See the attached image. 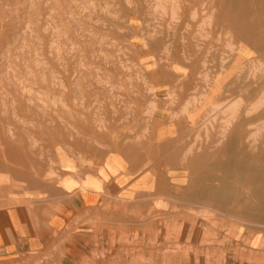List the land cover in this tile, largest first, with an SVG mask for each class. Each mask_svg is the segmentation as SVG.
Returning a JSON list of instances; mask_svg holds the SVG:
<instances>
[{"label":"rangeland","instance_id":"374dc122","mask_svg":"<svg viewBox=\"0 0 264 264\" xmlns=\"http://www.w3.org/2000/svg\"><path fill=\"white\" fill-rule=\"evenodd\" d=\"M157 3L0 0V156L7 153L2 143L16 144L22 177L31 186H42L36 192L24 184L16 189L22 186L24 198L34 191L32 197L51 199L65 185L75 188L85 171L92 170L102 142L150 126L154 96L161 90L167 95L172 137L184 127L189 143L205 148L190 157L189 172L178 159L183 176L195 174L202 153L213 154L225 137L232 148L217 155L224 174L214 167L202 169L215 180L203 185L206 192L197 191L198 202L208 203V209L169 197L151 198L147 209L134 210H150V217L164 210L166 229L203 225L198 233L204 239L221 233L222 214L216 212L239 210L240 228L230 223L229 229L235 239L250 241L247 251H259L258 263L264 264V0H163V11L155 8ZM232 105L236 109L227 129ZM185 117L191 126H182ZM176 144L182 145L180 139ZM254 146H260L259 157L252 154ZM185 184L175 185L185 190ZM217 184L220 192L209 193ZM43 187L51 193L41 191ZM177 188L167 194L180 195L173 192ZM211 194L218 200L205 197ZM179 210L185 211L174 221ZM156 234L151 233L153 239ZM184 249L188 247L171 242L166 254H184Z\"/></svg>","mask_w":264,"mask_h":264},{"label":"crops","instance_id":"0c3cea01","mask_svg":"<svg viewBox=\"0 0 264 264\" xmlns=\"http://www.w3.org/2000/svg\"><path fill=\"white\" fill-rule=\"evenodd\" d=\"M158 87L162 85L159 84ZM154 97L157 105L152 113L150 126L142 132L133 130L128 133L127 130L115 142H102L101 151L96 153L98 157L95 154L93 159L95 163L92 170H86L75 188L69 192L62 188L51 199L32 197L31 194L38 189L35 186L32 187L35 192L30 189L33 193L29 197H22L21 191L15 187L27 182L21 178L20 148L16 144L11 148L2 143L3 151L7 153L3 156L5 161L0 156V264H259L260 252L247 251L251 242L235 239V232L229 229L230 223L240 228L243 219L239 210L216 212L222 214L223 220L220 224L221 233L216 239L214 227L211 229V238L204 239L198 233L201 229L205 230L203 225H200L202 228L198 225L195 228L183 224L173 228L168 226L171 229H166L167 226L163 224L166 220L163 217L166 214L164 210H157L153 217H150V210H134L147 209L151 198L201 197L197 194L199 190L196 191L195 188L202 185L201 193L206 192L202 189L203 185L207 186V183L215 181L203 173L206 163L202 158V162L194 164L196 175L188 173L187 176H182V181L186 183L185 190L176 186L175 178L181 173L177 166L180 158L178 152L182 151V148L179 150L181 145L176 143L180 139L184 148L187 147L190 135L183 127L180 134L178 130V135L172 137L168 126L171 122L167 125V95L159 90ZM186 111L187 109L183 113ZM191 112L187 113L192 114ZM191 125L189 118H183L182 126ZM138 136H143L142 141L134 144V138ZM226 150H229L228 146ZM9 162L10 165L13 162L14 167H10ZM209 165L212 167V163ZM186 167H191V163ZM100 173L104 179L100 177ZM77 182L73 181L75 184ZM187 182L191 184L189 189ZM90 183L100 185L95 190L90 189ZM196 183L201 185L194 186ZM176 187L179 190H173L174 193L184 194L169 196L167 193H171V189ZM75 190L78 194H73ZM212 192H215L213 187L209 193ZM48 194L47 191L46 195ZM65 195L74 199L66 203ZM213 196L211 194L205 197ZM128 198L137 200L128 201ZM140 198L144 200L142 203ZM179 211L175 214L174 221H180L179 214L185 210ZM166 231L168 239L165 237ZM154 232H158L157 240L152 238L154 236L151 233ZM171 242L188 249H184V254L176 253L175 258H171V255L165 254L166 245ZM255 247L257 248L256 245Z\"/></svg>","mask_w":264,"mask_h":264},{"label":"bare ground","instance_id":"6f19581e","mask_svg":"<svg viewBox=\"0 0 264 264\" xmlns=\"http://www.w3.org/2000/svg\"><path fill=\"white\" fill-rule=\"evenodd\" d=\"M151 1V0H150ZM163 0H158V2L159 3H157V5H156V9H160L161 11H163V9H164V7L161 5V3L160 2H162ZM218 1V0H217ZM153 2V1H152ZM174 2V1H173ZM177 2V1H176ZM149 3V2H148ZM151 4V3H150ZM149 4V5H150ZM178 7V6H177ZM152 10H153V8H152ZM175 11V10H174ZM174 11H173V13L172 14H174ZM216 11V10H215ZM180 12V11H179ZM211 13V12H210ZM158 19V18H157ZM167 19V18H166ZM165 19V20H166ZM168 19H170V18H168ZM173 20V19H172ZM180 21V20H179ZM209 21V20H208ZM221 28V27H220ZM176 33V32H175ZM180 34H181V32H180ZM264 35V34H263ZM183 37V36H182ZM181 37V38H182ZM183 40V39H182ZM190 42V41H189ZM196 44V43H195ZM202 44V43H201ZM263 44V43H262ZM182 46V45H181ZM261 46V45H260ZM224 47V46H223ZM195 48H196V45H195ZM220 54V53H219ZM125 68V67H124ZM148 71V70H147ZM201 72V71H200ZM138 73V72H137ZM97 74V73H96ZM148 74V73H147ZM203 74V73H202ZM115 75H117V74H115ZM208 75V74H207ZM220 75V74H219ZM96 76V75H95ZM118 77H120L119 75H118ZM105 78H106V76H105ZM136 78V77H135ZM131 80V79H130ZM179 80V79H178ZM216 84V83H215ZM150 85V84H149ZM251 86V85H250ZM129 87V86H128ZM66 89V88H65ZM146 89V88H145ZM148 89V88H147ZM220 89V88H219ZM131 92V91H130ZM132 95H133V93H132ZM154 96V95H153ZM121 97V96H120ZM264 97V96H263ZM151 98V97H150ZM122 100V99H121ZM260 101V100H259ZM263 101V98H262V100H261V102ZM121 102V101H120ZM119 104H121V103H119ZM125 104V103H124ZM155 104V103H154ZM55 105V104H54ZM147 105V104H146ZM195 106V105H194ZM128 108V107H127ZM235 109H236V106H234V105H232V106H230L229 107V112H230V117H229V122H227L228 123V128L227 129H229V127L231 126V124H232V121H233V119H232V115H233V113L235 112ZM43 110V109H42ZM219 111V110H218ZM125 112V111H124ZM130 112V111H129ZM45 113V112H44ZM131 113V112H130ZM173 114H174V112H173ZM216 114V113H215ZM143 116V115H142ZM212 116V115H211ZM218 116V115H217ZM174 117V116H173ZM122 119V118H121ZM120 119V120H121ZM177 119V118H176ZM206 119V118H205ZM216 119V118H215ZM264 120V119H263ZM262 120V121H263ZM124 121H126V120H124ZM220 121V120H219ZM258 124V123H257ZM133 125V124H132ZM256 125V124H255ZM130 127H132V126H130ZM256 128V127H255ZM191 129V128H190ZM226 129V130H227ZM259 129V128H258ZM130 130V129H129ZM128 130V131H129ZM133 130V129H132ZM225 131V130H224ZM228 131V130H227ZM225 132V136H227V134L229 133V132ZM135 132V131H134ZM194 132V131H193ZM129 133V132H128ZM197 133H198V131H197ZM224 134V133H223ZM216 135V134H215ZM136 136V135H135ZM198 136V135H197ZM225 136H222V138L223 137H225ZM79 137V136H78ZM143 137V136H142ZM199 137V136H198ZM229 137V136H228ZM200 138V137H199ZM227 137H225V139H224V141H223V143H222V141H221V143H219V144H217V147H214V148H212V152H213V154H207V153H202V156L204 157V159H207L208 157V159H209V163L208 164H205V166H209L210 167V165L209 164H211L212 163V168L214 167L215 169H216V171L218 172V173H222V168H226L225 167V165H224V163H222V161L221 162H219V158L217 157V155H218V153H220V152H226L227 150H226V148H227V146L229 147V149H231L232 147H231V143L229 142V141H227V140H229V139H226ZM256 139V138H255ZM255 139H253V144H254V142L256 143V141H255ZM128 140V139H127ZM189 140H190V138H189ZM195 140V139H194ZM197 140V139H196ZM142 141V140H141ZM140 141V142H141ZM188 141V140H187ZM206 141V140H205ZM125 142V141H124ZM139 142V143H140ZM200 142V141H199ZM136 142H134V144H135ZM218 143V142H217ZM259 144H261V143H259ZM98 145V144H97ZM141 146V145H140ZM212 146H215V145H212ZM261 146V145H260ZM260 146H258V147H256V146H254L253 148H252V154H254V155H257V157H259V155H260V153H259V147ZM107 147V146H106ZM237 147H239V145L237 146ZM109 148V147H108ZM135 148H137V147H135ZM135 148H132V150L133 149H135ZM181 148H182V154H181V160H182V163L184 162V163H186V164H189V163H191V160H189L190 159V157L192 156V155H194V152H200L201 153V151H203V148H204V146L203 145H196L195 143H192V145L190 144L189 146H187V147H185L184 148V145H181L180 146V149L179 150H181ZM209 149V148H208ZM233 150V149H232ZM241 150V149H240ZM180 152V151H179ZM178 152V153H179ZM215 152V153H214ZM217 152V153H216ZM260 152H261V150H260ZM145 154V153H144ZM165 155V154H164ZM209 155V156H208ZM2 156H4V155H2ZM3 158V157H2ZM75 158V157H74ZM179 158V159H180ZM227 159H229V157L227 158ZM4 160V159H3ZM180 160V161H181ZM5 161V160H4ZM166 161V160H165ZM147 162V161H146ZM6 163V162H5ZM13 163V162H12ZM198 163H200V162H198ZM224 165V166H223ZM37 166V165H36ZM161 166H162V164H161ZM143 167H145L144 165H143ZM147 167V166H146ZM166 167V166H165ZM192 167V166H191ZM117 168L119 169L120 167H118L117 166ZM162 168V167H161ZM3 169V168H2ZM165 169V168H164ZM169 169V168H168ZM189 169H190V167H186V169H183V170H187L188 172H189ZM89 170V169H88ZM138 170V169H137ZM193 170V169H192ZM149 171V170H148ZM156 171V170H155ZM86 172V171H85ZM138 172V171H137ZM137 172H135V174L137 173ZM175 172V171H174ZM226 172H227V170H226ZM129 173V172H128ZM150 173V172H149ZM179 173V172H178ZM126 174V173H125ZM152 174V173H151ZM183 173H180V174H178L177 176H178V178L176 177L175 179H176V182L178 183V182H180L181 180H182V175ZM222 174H224V172L222 173ZM130 175V174H129ZM154 176V175H153ZM156 176V175H155ZM160 176H161V174H160ZM163 176V175H162ZM100 177L101 178H103L104 179V177L101 175V173H100ZM10 178V177H9ZM15 178H16V176H15ZM22 178V180H24L25 181V179L23 178V177H21ZM216 178V177H215ZM18 179V178H17ZM11 180V179H10ZM221 180V179H220ZM240 180H241V178H240ZM240 180H238V181H240ZM26 181L27 182H25L24 183V186L26 187L27 186V183H28V186H31L30 184L32 183V182H28V180L26 179ZM11 182V181H10ZM9 182V183H10ZM14 182V181H13ZM35 184V187H38V188H41L42 186H39L38 184H36V182H34ZM11 184H13V183H11ZM14 184H16L15 182H14ZM13 184V185H14ZM23 183H20V185H22ZM40 185H41V183H39ZM45 184V183H44ZM47 184V183H46ZM97 184V183H96ZM180 184V183H179ZM43 185V184H42ZM90 185L92 186V188L93 189H97V187L100 185V184H97V185H95L94 186V184L93 183H90ZM189 185H191L189 182H187V186H189ZM214 185V184H213ZM218 185V184H217ZM23 186V187H24ZM27 186V187H28ZM52 186H53V184H52ZM66 187V189H65V192H66V190H68V191H70L72 188H69V186L68 185H65ZM105 186V185H104ZM116 186V185H115ZM194 186H199V184H195ZM219 186V185H218ZM15 187H18V185L17 186H15ZM15 187H13V188H15ZM21 187V189H20V191H23L22 190V186H20ZM31 187H34V186H31ZM81 187V186H80ZM220 187L221 186H219L218 188H216V187H214V191L216 192V193H219L220 192ZM172 188V187H171ZM203 189V188H202ZM41 191H45V190H48L49 192H50V190H52V189H50V188H48V187H43L42 189H40ZM80 190V189H79ZM195 190L197 191V190H199V192L201 193V186H199V187H197V188H195ZM168 191V190H167ZM242 191V190H241ZM51 193V192H50ZM157 193V192H156ZM75 194V193H74ZM54 195V194H53ZM158 195V194H157ZM166 196H167V194H166ZM179 196H181V194L179 195ZM178 196V197H179ZM58 198V197H57ZM150 198V197H149ZM209 199H215L214 197H208ZM185 199H188V200H192V201H189V203L192 205H197V204H199V205H201V206H203L204 208H206V209H208V207H209V204L208 203H206V205L204 206V204H203V202H198V200H200L199 199V197H191V198H185ZM60 200V199H59ZM58 200V201H59ZM128 200H131V201H133V200H137V199H133V198H128ZM180 200H182V199H180ZM216 200H218L217 198H216ZM144 200L142 199V198H140V202L142 203ZM12 204V203H11ZM37 205V204H36ZM220 205V204H219ZM223 205V204H222ZM191 207V206H190ZM220 208H223V206H219V208L218 209H220ZM44 211V210H43ZM47 212V211H46ZM50 212V211H49ZM206 212V211H205ZM47 214V213H46ZM53 215V214H52ZM51 217V216H50ZM235 219V218H234ZM231 220V219H230ZM73 224H74V222H73ZM72 225V224H71ZM65 230H67L66 228H65ZM84 235V234H83ZM157 235V234H156ZM155 235V236H156ZM166 237V236H165ZM82 238V237H81ZM156 238V237H155ZM167 238V237H166ZM157 239H158V237H157ZM156 239V240H157ZM136 240V239H135ZM155 241V240H154ZM136 243V242H135ZM172 251V250H171ZM123 253V252H122ZM167 253V252H166ZM165 253V254H166ZM174 253V252H173ZM136 254V253H135ZM139 254V253H138ZM164 254V255H165ZM123 255V254H122ZM147 255V254H146ZM169 255H171V258H175V254H169ZM105 258V257H104ZM44 259V258H43ZM71 259V258H70ZM169 260V259H168ZM165 261V260H164ZM171 261V260H170ZM176 261V260H175ZM174 261V262H175ZM164 263V262H163ZM200 263V262H199Z\"/></svg>","mask_w":264,"mask_h":264}]
</instances>
